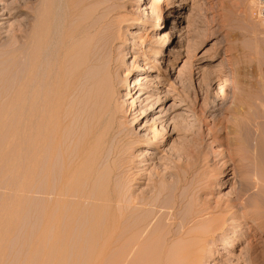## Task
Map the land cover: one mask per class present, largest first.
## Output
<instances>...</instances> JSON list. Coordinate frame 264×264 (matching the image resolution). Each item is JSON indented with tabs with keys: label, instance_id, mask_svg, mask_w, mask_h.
<instances>
[{
	"label": "rangeland",
	"instance_id": "374dc122",
	"mask_svg": "<svg viewBox=\"0 0 264 264\" xmlns=\"http://www.w3.org/2000/svg\"><path fill=\"white\" fill-rule=\"evenodd\" d=\"M18 2L20 0H0V48L3 42L10 43L15 40L13 34L20 25H26L33 20L32 14V16H26L24 13L13 14L16 10L12 6ZM123 3L122 10L125 15L119 17L123 24L116 46L120 48L121 54L125 55L126 66L122 75L125 84L128 79L132 91L131 99L125 101L126 126H129L132 137L138 139V142L133 143L131 156L135 162L132 172L137 178L130 183L132 190L135 191V195L146 192L151 194L154 189L149 178L157 182L162 179L171 180L177 170L179 172L181 170L182 173L187 168L192 170L191 177H188L189 183L182 188L193 183L196 196L194 195L190 199L192 201L185 205L188 210L184 209L185 207L183 209L186 211L180 210L183 214H189L198 200L209 202L211 206H215L216 202L225 203L226 198H232L233 192L245 185L244 183L251 186L254 184L253 177L245 175L251 169L248 161L246 160L245 163L243 160L240 164L239 156H235V159L228 157L231 148L225 130L229 120L235 121L236 123H233L236 125L239 122L237 125L239 134L244 137L243 140H248L246 144H250L249 151L254 158L255 155L261 154L260 157L264 161L262 155L264 154L262 152L264 100L251 93L254 88H261L264 94V22L259 18V0H123ZM177 13H180L178 15H181V18L176 19L175 23H179L174 25L172 16ZM142 14L144 16H141ZM158 17H161L159 25L163 23L159 27L156 26ZM173 26H176L179 32L161 47L162 37ZM94 39L96 40V37ZM159 48L163 52L156 54ZM174 48L178 51L177 54L171 52ZM8 60L10 63L9 57L0 58V62L3 63H8ZM156 60L164 64H158ZM63 63L58 66L60 72L56 70L59 64L56 63L55 70L58 73L52 70L55 64L52 68L51 66L47 68L56 74L54 72L51 74L50 71V74L44 73L48 71L46 68L42 73L40 71L44 79L47 74L46 83L43 81V86L41 85L42 90L41 87H36L38 85L36 82L32 84L33 80H29L32 85L27 82L29 68H26V74L22 72L11 75L7 69H5L7 72L1 69L0 65V264H87L90 250L102 241V238L98 236L95 238L87 232L88 227L87 225L85 227V224L75 227L74 231H76L68 237L66 240L68 249H42L41 243L44 242L46 247L49 243L47 232L44 240L42 239L43 242L39 239L42 208L45 203L47 204L49 192L46 193V190L49 188L44 181L45 195L40 187L39 177H42L43 173L39 169L42 168L41 162L39 164L38 162L48 157L44 155L46 152L43 158V155H37L36 150L39 148L37 145L46 142L44 144L47 148L56 141L53 145L55 151L58 150L56 151L58 155L55 152L54 166L56 165L55 171H58L57 168H61V154H73L78 148V143L82 141L85 130L83 121L86 118L84 114H88L86 103L88 97H85L88 93L84 87L83 91L80 84L81 87L72 84L73 75L65 69L68 64L66 66ZM138 76H143L147 80H143L142 84L132 85L131 82L138 81L137 79L140 78ZM32 77L34 78L33 74ZM32 77L28 78L32 79ZM42 77L40 74L39 77L37 76L35 79L37 83L38 78L40 82L44 80ZM157 78L161 83L159 81L156 83ZM25 82L28 84L25 85ZM127 90L128 86H125L122 92L127 93ZM238 98H241L242 107L238 105L241 102ZM124 99L123 97L122 100ZM234 116H237L236 119ZM253 121L259 123L258 131L253 126ZM76 140L79 142L77 143ZM255 147L256 150H253ZM259 147L260 150H257ZM146 150L150 152L147 155H145ZM255 151L258 153L255 154ZM255 160V163H258L256 186L260 187L256 191H259L260 195L258 194L259 198L256 195L253 201L254 205L263 211L264 173L260 172L264 170V167L262 168L264 162H261L260 158V165L259 161ZM176 163L181 165V168H174ZM192 166L196 167L193 169ZM235 167L243 175L242 177L245 175V179L235 178L233 171ZM195 169L196 178H192ZM40 174L42 176H37ZM44 175L47 177V173ZM195 189H198L197 193ZM40 192H43L44 197ZM216 214L212 215V221L218 219L219 222H216L221 223L227 219L225 213ZM207 222H203V227ZM210 222L209 220L208 224ZM231 223L229 221L226 223L229 225V230L224 239L229 241L233 240L234 236L242 235V242L233 240L235 242L233 247L223 250L224 244L217 241L214 245L217 249L213 248L209 249L212 252H205L207 258L202 264H264V225L261 231L247 232V227L250 225L248 224L244 225L245 227H236L235 229L239 231L232 233ZM153 235L154 245L153 236L149 238L150 241H145L151 248L146 246L148 249H143L146 244L142 242L141 249H132L134 253L131 249L125 248L126 245L129 247L132 241L127 239L123 244L118 243L119 247L113 237L107 248L110 249L109 259L114 260L123 252L121 248H125V251L132 252H130L133 255L131 262L136 263L143 258L140 262L149 264L155 256L161 254L163 249L159 248L164 244L163 237L166 236V231L159 229V232L156 231ZM159 239L163 240V243ZM175 242L179 245L178 241ZM183 242L181 241L180 245H183ZM39 243L41 246L38 245ZM174 243L172 245L176 246ZM157 244L162 245L157 246ZM221 249L224 252L230 251L232 256L241 254L244 256L243 261L228 263L227 256L219 255ZM170 250L172 252L173 249ZM176 250L174 249L173 252ZM148 255L152 258L151 261ZM134 256L139 260L134 259Z\"/></svg>",
	"mask_w": 264,
	"mask_h": 264
},
{
	"label": "bare ground",
	"instance_id": "6f19581e",
	"mask_svg": "<svg viewBox=\"0 0 264 264\" xmlns=\"http://www.w3.org/2000/svg\"><path fill=\"white\" fill-rule=\"evenodd\" d=\"M12 8L16 10L13 14L24 13L26 16L33 15V20L26 25H20L16 30L18 33L15 31V34H13V36L15 35L16 37L14 38L15 40L12 42L10 41V43L3 42L1 44L0 58L9 57L11 60L10 63L9 60L7 61L10 65L0 62L1 69H7L12 75L16 73L22 74V72L25 73L27 71L26 68H29L27 82L33 80L32 84L36 82V84H38H35L36 87L39 86L42 90L43 81L45 82L47 74L50 71L48 70L49 67L51 66L50 68H52V65L55 64L52 70L57 72L59 71L58 66L65 62L63 63L64 65L67 66L68 64L65 69L73 75L72 84H80L82 89L84 87L88 93H84V95L86 94L85 97H88L86 98L88 114H84L86 118L83 121L85 128V133L82 131L84 134L82 135L83 139H81V142L78 141L79 143L76 140L79 145L76 150L73 147L75 150L73 154L65 153L67 150L65 152L63 151L65 155H63V153L61 154V168L58 167L60 168H57L58 171H55L56 165L54 166V162H56L55 152H58L57 149L55 151V146L53 145L56 141L54 142L52 140L53 143L50 144V148L47 147L48 145L46 146L47 148H45L44 143L46 142L37 145V147H39L36 150V153L38 151L37 155L42 156L46 152L44 155L48 157L38 162V164L41 162L40 165L42 168L37 164L40 167L38 168L41 169L43 173V176L41 174L37 175L42 176L39 177L41 181H39L41 184L39 185L43 192L46 190V186L49 188V191L46 190V193L49 192V194H47V204L45 203L43 208L41 207L43 211L41 215V231L39 230L41 233L39 236V239H41L40 242L42 239L44 240L47 232V235H49V241L47 242L49 243L47 247L44 246L43 241L41 244H43L44 247L39 243L38 245H40L42 249H68V245L66 244L68 237L72 235L71 233L74 231L75 227L77 228V226L85 224L84 226L86 227L87 225L88 227V231L86 230L87 232L94 235V237L98 236L102 238L101 243L96 242L95 248L92 247L94 250H90L87 264H142L140 260L143 258L139 260L137 257L136 259L135 256L134 259L139 260L137 262L140 263L131 262L133 261V255L131 253H134L132 249H141L143 247L142 242L145 243L146 240L150 241L149 238L152 236L154 245L153 233L155 234L156 231L159 232V229H161L166 231V236L163 237L165 238L164 244H157V246L162 245L159 249L163 250L161 254L155 256L154 260L149 262V264H202V261L207 258L204 253L212 252V250L209 249H217V246H214L217 241L224 244L225 247L222 248L223 250L233 247L235 240L236 242H242V235L234 236V241L224 239V236L228 235L227 231L229 230V225L226 224L228 221L230 223L232 222L231 225L233 226L230 228L232 229V233H235L234 231H239L235 229L236 227H243L248 224L250 225L248 227L246 226L247 232H249V230L261 231L264 225V209H262L263 211L259 210L258 208L260 207L257 208L254 205L253 199L256 195L258 196L257 198H259L260 195L259 191H256V189L259 190L260 187L256 186L255 178L258 172L256 171V164L258 163H255V159H257V162L260 158L261 162L264 161L262 157H260V153V155H258V152L255 151L257 156L255 155L254 158L252 152L249 151L251 147L250 144H246L248 140H243V136L241 137L239 134L237 127L239 122H237L238 124L236 125L235 121H233L235 122L233 123L232 120H229L231 123L229 122L225 130L227 133L228 145L231 148V150L228 151V157L233 159L235 156H239V163L243 160H245L243 161L245 163H247L246 160L248 161L249 167L251 168L248 171L249 173L245 174L242 171L241 173L253 177V186L244 183L245 185L235 190L232 194L233 197L229 199L226 198L223 204H221V202H219L220 204L216 202L215 206H211L209 202L198 200L197 204L194 203L195 207L193 210L191 208L192 211H190L189 214H183L182 211L188 208L187 206L186 208L185 205H188V202L192 201H190V199L194 197L195 193L193 183H190L186 188H182L186 183H189L188 177L192 171L187 169L186 166L185 172L180 173L181 170L180 172L177 170L171 180L162 179L157 182L155 179L149 178V181H152L151 187L154 189L151 194L146 192L135 195V191L132 190L130 183L136 181L137 178H135L136 175L132 172L135 168V162L131 156L133 155L132 150L134 149L133 143H135L134 141L138 142V139L134 136L132 137V133L130 134V130L128 129L129 126H126L127 112L125 101L131 99L130 94L132 91L130 90L128 79L125 84V79L122 75L123 69L126 66L124 62L125 55L121 54L120 48L118 49L116 46L121 36V24H123L122 21L119 20V17L123 14L125 15V12L123 13L122 10L124 8L123 0H20V2L12 6ZM143 14L145 15V12ZM143 14L141 16H144ZM178 14L180 13L172 16V24L174 25L179 23H175V20L181 18V15L179 16ZM160 20L161 17L156 19V26L158 27L163 24L159 25ZM178 32L179 30H176V26L171 27L162 37L163 41L161 47L165 42H169L172 36L176 35ZM93 36L96 37V40ZM87 39L89 42H87ZM175 48L172 49L171 52L177 54L178 51ZM160 49L161 48L158 49V52L156 50V54H161L163 52ZM56 63H59L57 65V71L55 70ZM156 63L164 64L157 60ZM45 68H48V71L44 72H47L44 79L41 73ZM166 70L167 68L164 72ZM53 72H51V74H53ZM39 74L44 79L41 83L38 78L41 84L39 82L37 83L35 80L37 76L39 77ZM30 76L32 79L28 78ZM138 77H140L137 79L138 81L131 82L133 83L132 85L136 86L137 84H142L143 80H147L143 76ZM158 81L160 82L159 78L156 79V83ZM30 82L29 84L32 85ZM48 82L50 81L48 80ZM24 84L26 85L28 83L25 82ZM52 85H54V82ZM46 86V89L50 88V86L48 88ZM125 86H128L127 93L122 92ZM36 89L38 90V88ZM85 89H83V91ZM140 89L142 90V88ZM261 91V88H254L251 93L257 98L259 97L264 100V94H262ZM123 97L125 98L124 100H122ZM241 98H238L239 101H241ZM242 104V101L238 103L240 107L243 106ZM245 110L248 111L247 108H245ZM240 125L242 124L240 123ZM258 125L259 123H253L257 131ZM254 134H256V132H254ZM258 134H260V132ZM256 137L257 135H255V138ZM258 142L260 141L258 140ZM254 149L256 150V147L253 148V150ZM257 150H260V147ZM57 152L56 155H58ZM70 152L72 151L70 150ZM262 152L264 153L263 149ZM149 153L150 152L146 150L145 155ZM39 156L37 157L38 159ZM179 161L177 162L178 164ZM177 163L174 164L173 167L177 169L181 168V165ZM242 166L244 167L243 164ZM194 167L192 166L193 169ZM249 167L246 166V168ZM263 167L262 165V168ZM195 171L196 169L193 171L192 178H196L194 176ZM233 171L235 173V178L245 179V175L242 177L243 175L240 174V171H237L236 167ZM263 171L260 173L263 174ZM45 173H47V177H45ZM156 176L158 177V174ZM195 181L198 182L197 180ZM195 190L197 193L198 189ZM43 192H40L41 196L44 195ZM193 206L194 205H192V207ZM181 209L182 211H180ZM215 213H225L227 219H224L221 223L216 222L218 219L212 221V215H215ZM209 220L211 222L208 224ZM205 221H208V225L205 223L203 227V222ZM113 237L116 240V245L118 243L123 244L127 239H129L128 241H132L129 247H127V245L125 246L126 249H131L132 252H128V250H126V252L124 250L125 248H121L123 252L120 253L121 250L118 252L120 254L114 258L115 261L109 259L111 256L109 253L110 249L107 248ZM175 241H178L179 245H176L177 242ZM179 241H184L183 245H180ZM160 242L163 243V240ZM187 242H192V245H189ZM173 243L176 246H173ZM119 244L118 246L120 247ZM145 244L143 249L147 248L146 246L148 245L150 246V244ZM170 249L177 250L174 252L172 250L171 252ZM222 249L219 255L227 256L228 263L234 261L238 262L244 257L241 254H238L239 256H232V254L229 253L230 251L227 250L224 252ZM208 254L210 255V253ZM136 256L139 255L136 254ZM151 259L152 258L149 260L151 261Z\"/></svg>",
	"mask_w": 264,
	"mask_h": 264
},
{
	"label": "built area",
	"instance_id": "2783aa9c",
	"mask_svg": "<svg viewBox=\"0 0 264 264\" xmlns=\"http://www.w3.org/2000/svg\"><path fill=\"white\" fill-rule=\"evenodd\" d=\"M263 2H264V0H259V5H260V10H259L260 16H259V18L261 21L264 22V3Z\"/></svg>",
	"mask_w": 264,
	"mask_h": 264
}]
</instances>
